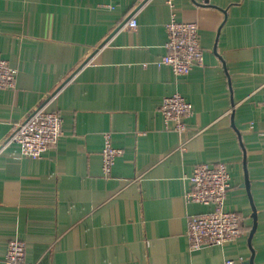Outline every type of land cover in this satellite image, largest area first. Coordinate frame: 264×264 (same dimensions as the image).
Returning <instances> with one entry per match:
<instances>
[{"label": "crops", "instance_id": "obj_1", "mask_svg": "<svg viewBox=\"0 0 264 264\" xmlns=\"http://www.w3.org/2000/svg\"><path fill=\"white\" fill-rule=\"evenodd\" d=\"M175 3L204 48L184 75L155 62L167 51L166 0H0V57L19 69L0 90V146L40 104L63 118L41 157L17 142L0 151V264L16 237L27 243L18 264H264V0ZM176 92L193 104L183 132L160 109ZM106 132L123 149L111 176ZM219 161L243 231L193 249L187 220L213 206L187 200L189 176Z\"/></svg>", "mask_w": 264, "mask_h": 264}, {"label": "built area", "instance_id": "obj_2", "mask_svg": "<svg viewBox=\"0 0 264 264\" xmlns=\"http://www.w3.org/2000/svg\"><path fill=\"white\" fill-rule=\"evenodd\" d=\"M172 8L171 19L166 23L168 40L166 53L155 62L169 65L176 74H189L195 66L204 62V48L201 43L199 26L195 20L179 19L176 15L175 0H166ZM127 25H138L137 13L130 16ZM147 65V64H146ZM19 74L18 67L9 59L0 57V90L14 88ZM48 101L32 110L27 117L18 122L5 144L17 142L25 156L39 158L43 153L57 146L63 134V118L57 109L48 107ZM166 121L173 122L178 132L187 129V117L193 113V104L180 92L165 96L161 107ZM0 146V151L4 145ZM186 150L185 142L180 145ZM123 149L113 144L111 132L104 134L102 150L103 172L111 176L113 166ZM191 182L186 192L188 201L213 206L207 213L192 214L187 220V236L191 248L198 249L207 245H221L237 239L243 231L242 215L226 208V200L231 188V175L225 161L215 163L201 162L195 165L189 176ZM27 243L20 237L10 240L6 260L8 264H18L25 257ZM224 264H237L234 259Z\"/></svg>", "mask_w": 264, "mask_h": 264}, {"label": "water", "instance_id": "obj_3", "mask_svg": "<svg viewBox=\"0 0 264 264\" xmlns=\"http://www.w3.org/2000/svg\"><path fill=\"white\" fill-rule=\"evenodd\" d=\"M247 179H248V177H247ZM248 184H249V182H248V180H247V186H249ZM256 214H257V212H256V210L254 209V213H253V215H254L255 218L257 217Z\"/></svg>", "mask_w": 264, "mask_h": 264}]
</instances>
